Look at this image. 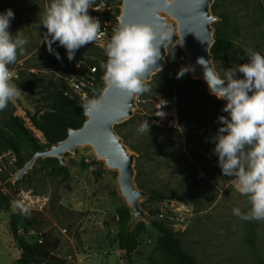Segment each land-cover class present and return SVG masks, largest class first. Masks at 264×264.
<instances>
[{
  "label": "rangeland",
  "instance_id": "1",
  "mask_svg": "<svg viewBox=\"0 0 264 264\" xmlns=\"http://www.w3.org/2000/svg\"><path fill=\"white\" fill-rule=\"evenodd\" d=\"M99 2L96 0L94 9ZM49 3L50 0L0 2V12L11 8L15 13L10 32L15 35L21 30L29 40L24 53L9 65L11 82L21 93L0 111V131L7 129L13 109L24 108L42 116L47 109V97L53 91L65 90L73 74L69 62H59L42 43L46 29L40 23ZM216 5L225 14L223 29L232 42L224 46L225 57L219 63L218 73L223 76L225 69L248 62L249 48L264 55V1L214 0L212 13L220 22L213 9ZM89 13L102 22L110 19L97 10L89 9ZM112 23L113 29L119 26L114 20ZM178 39L174 33L172 44L176 46L167 47L166 66L146 83L151 91L138 96L133 117L121 131L116 129L137 155V186L183 201L190 207L193 216L189 227L177 233L184 249L198 264H264V221H245L233 215L234 208L245 213L251 205L248 197L235 190L234 177L222 174L212 152L214 144L209 142L219 127L217 117L227 115L221 111L225 101L209 94L206 85L192 78L190 71L177 78L178 71L187 66ZM77 52L96 66L105 49L94 42ZM160 97L176 101L177 128L159 126L152 120L153 104ZM147 119L149 135L141 134L137 128ZM40 144L45 143L40 140ZM20 147L25 158L33 156L26 142L21 141ZM117 176L116 171L105 168L96 159L92 148L80 147L66 155L64 166L50 158H40L22 181L11 183L9 178L6 182L0 178L2 191L11 196V212L0 209V264H19L22 256L11 235V214L17 218L28 242L41 244L45 237L58 242L54 252L58 264H127L124 248H129L134 264H165L155 251L159 233L152 223L139 221L131 232L127 228L130 235L140 225L139 234H135L136 246L134 239L126 243L120 236L118 213L126 205L118 193ZM147 199L142 203L144 209L147 210L144 203L147 207L156 206ZM22 215L29 218L30 227L21 219Z\"/></svg>",
  "mask_w": 264,
  "mask_h": 264
},
{
  "label": "clouds",
  "instance_id": "2",
  "mask_svg": "<svg viewBox=\"0 0 264 264\" xmlns=\"http://www.w3.org/2000/svg\"><path fill=\"white\" fill-rule=\"evenodd\" d=\"M137 6L143 0H134ZM96 0H50L40 25L46 29L42 43L47 51L61 60L60 53L53 47L57 44L66 50L69 61L75 58L81 47L102 38L101 21L90 15ZM15 13L11 8L0 12V111L20 96L21 89L13 84L9 65L17 61L27 37L18 30L10 32ZM173 29L170 26H153L148 23L119 25L105 46L106 62L101 63L103 79L128 97L143 95L151 91L145 83L150 68H159L162 49L172 44ZM247 63L236 64L219 75L209 60L198 58L203 66L204 80L211 95L225 101L221 111L227 115L217 117L219 127L210 138L214 144L213 154L224 176L234 177L235 190L248 197L250 209L242 213L233 209V215L245 221H264V55L249 48ZM190 69V70H189ZM182 67L177 78L191 71ZM238 74H242L238 75ZM100 101L89 100L85 111H95ZM164 113L162 112L163 116ZM137 131L149 135L148 119L141 122ZM27 213L26 208L21 209Z\"/></svg>",
  "mask_w": 264,
  "mask_h": 264
},
{
  "label": "water",
  "instance_id": "3",
  "mask_svg": "<svg viewBox=\"0 0 264 264\" xmlns=\"http://www.w3.org/2000/svg\"><path fill=\"white\" fill-rule=\"evenodd\" d=\"M214 0H143L137 6L134 0H122L117 16L119 25L130 23H148L153 26H170L175 23L173 33L179 39L178 44L186 54V64L192 70V78L204 80L203 66L198 58L209 60V64L218 73L214 64L212 47L215 43L213 24L219 19L212 13ZM162 51L159 68H150L145 83L166 66V50ZM190 70V69H189ZM219 74V73H218ZM104 80V79H103ZM105 86L99 94V107L95 111H85V121L80 128H71L65 139L53 144L48 150L36 152L22 168L17 169L8 182L22 181L25 175L40 158H56L61 166L66 164V155L82 147L92 148L96 159L104 167L116 171L117 187L120 197L131 213L128 230L131 232L139 221L153 223L152 216L143 207V200L152 193L137 186L135 169L136 153L133 152L119 135L116 126L133 117L138 107V96L128 97L124 92L112 87L104 80ZM210 94V92H209Z\"/></svg>",
  "mask_w": 264,
  "mask_h": 264
},
{
  "label": "trees",
  "instance_id": "4",
  "mask_svg": "<svg viewBox=\"0 0 264 264\" xmlns=\"http://www.w3.org/2000/svg\"><path fill=\"white\" fill-rule=\"evenodd\" d=\"M2 0H0L1 2ZM264 1V0H263ZM118 8H116L114 15H109L108 17L111 20H114L118 25L117 16L120 12V7L122 0L119 2ZM214 13L217 14L221 21L214 23V37L215 43L212 47V54L214 57V62L216 68L219 72V63L225 57V45H230L232 42L230 38L225 34L223 26L226 20L225 14L219 10V7L214 6ZM56 50L60 53L62 59L58 60L59 62L70 63V62H79L86 61V67L95 66L91 64L82 54H79L76 51L75 58L72 61H69L66 56V50L63 47L56 45ZM107 56L105 53L100 54V60L97 62V72L95 75V81L93 86L89 90L88 97L85 100H82L76 95H65V90H56L53 91L48 97L47 109L44 111L43 115L38 117L33 115L27 109H13L12 113L9 115L7 129L0 131V150L12 149L17 154L18 161L16 164V169L21 168L24 164L30 159L25 158L21 153L20 142H26L30 148L33 150V155L39 151H45L49 149L53 144L65 139L68 135V130L71 128H80L84 121L85 115L83 107L88 103L89 100L98 99L99 94L102 92L105 83L103 80V69L101 68V63L106 62ZM88 64V65H87ZM85 73H83L84 75ZM221 75V74H220ZM222 76V75H221ZM23 84V86H25ZM154 107V104H153ZM152 107V120L155 124L159 126H164L162 121H158L153 115ZM159 122V123H158ZM127 122L117 125L116 129L121 131V128L126 125ZM34 129L32 131L29 126ZM168 127V126H164ZM38 135L40 137H38ZM125 138V137H124ZM40 140L44 141V145L40 144ZM59 163V160L50 158ZM15 170H3L0 172V178L3 181H7L11 177L12 173ZM7 186H15L12 184H7ZM152 195L147 199V202L156 203L155 207H147L144 203V206L147 208L149 213L155 219L153 220V227L158 231L159 237L155 245V251L159 253L165 262V264H198L196 258L188 253L184 247L181 238L178 233L175 232L168 224V222L161 218L157 205L166 199H172L170 196H165L156 191H151ZM146 202V203H147ZM0 209H5L11 212V196L5 194L0 186ZM21 219L24 221L27 227H30L29 218L22 215ZM131 220V213L126 206H122L119 209L118 213V225L120 227V236L126 243L130 239L135 240V234H139L138 228L128 235L127 228ZM10 231L14 239L16 246L21 250L22 256L18 260L19 264H48L54 263L58 264L59 260L54 256V252L58 247V242H51L47 237H45L44 242L41 244H33L28 242L26 238L22 235L18 220L11 214L10 219ZM135 240V246H136ZM126 253V262L127 264H134L131 259L129 248H124Z\"/></svg>",
  "mask_w": 264,
  "mask_h": 264
},
{
  "label": "built area",
  "instance_id": "5",
  "mask_svg": "<svg viewBox=\"0 0 264 264\" xmlns=\"http://www.w3.org/2000/svg\"><path fill=\"white\" fill-rule=\"evenodd\" d=\"M119 0H100L96 10L109 16L114 15L116 8H118ZM102 31L104 35L102 38L95 42L96 45L105 49L106 44L113 34V23L111 19L101 21ZM70 70L72 76L68 80L65 95H76L82 100L88 97L89 90L95 81V73L97 72L96 66H88L83 61L70 62ZM83 73H85L83 75ZM162 112L164 113L163 116ZM153 115L162 121L164 126L176 127L178 126L179 109L177 103L172 98L160 97L155 101L153 107ZM18 161L17 154L12 149L0 150V172L3 170H13ZM160 217L169 221L172 229L175 232H184L189 227L193 213L190 207L183 201L177 199H166L160 202L157 206Z\"/></svg>",
  "mask_w": 264,
  "mask_h": 264
}]
</instances>
